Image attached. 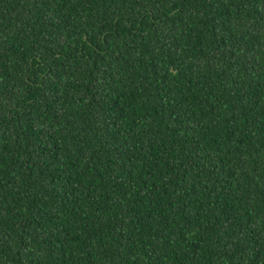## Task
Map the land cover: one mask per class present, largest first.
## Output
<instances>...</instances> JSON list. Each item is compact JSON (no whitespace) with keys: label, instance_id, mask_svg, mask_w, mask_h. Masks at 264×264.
I'll list each match as a JSON object with an SVG mask.
<instances>
[{"label":"trees","instance_id":"obj_1","mask_svg":"<svg viewBox=\"0 0 264 264\" xmlns=\"http://www.w3.org/2000/svg\"><path fill=\"white\" fill-rule=\"evenodd\" d=\"M0 264H264V0H0Z\"/></svg>","mask_w":264,"mask_h":264}]
</instances>
